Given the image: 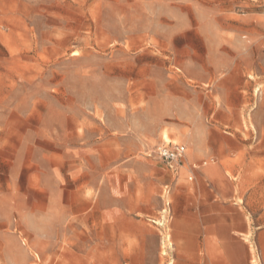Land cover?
I'll use <instances>...</instances> for the list:
<instances>
[{"label": "rangeland", "instance_id": "rangeland-1", "mask_svg": "<svg viewBox=\"0 0 264 264\" xmlns=\"http://www.w3.org/2000/svg\"><path fill=\"white\" fill-rule=\"evenodd\" d=\"M252 190L264 0H0V264H259Z\"/></svg>", "mask_w": 264, "mask_h": 264}, {"label": "crops", "instance_id": "crops-1", "mask_svg": "<svg viewBox=\"0 0 264 264\" xmlns=\"http://www.w3.org/2000/svg\"><path fill=\"white\" fill-rule=\"evenodd\" d=\"M248 199H251V209L247 211L246 217L243 218L244 228L249 235L257 237V242H254L255 246H258L260 250V255L257 259L253 260L259 264H264V191L258 192L252 190L248 194ZM255 209L259 210V213L255 214ZM181 231H184L185 239L182 240L181 244L178 245L177 255L172 257V264H202L206 262L207 257L201 255V242L198 236L194 232L199 228L194 220L189 223V220L181 219ZM234 232V233H233ZM236 233V234H235ZM230 234L235 235H246L241 230L235 229V231H230ZM243 241V238H240ZM204 245V244H203ZM225 261L234 264L237 262V257L229 255L226 256ZM252 261V262H253ZM253 262V263H254Z\"/></svg>", "mask_w": 264, "mask_h": 264}, {"label": "built area", "instance_id": "built-area-1", "mask_svg": "<svg viewBox=\"0 0 264 264\" xmlns=\"http://www.w3.org/2000/svg\"><path fill=\"white\" fill-rule=\"evenodd\" d=\"M157 155L168 165L173 166L183 160L185 156V147L181 145H172L171 148L160 146L157 149Z\"/></svg>", "mask_w": 264, "mask_h": 264}, {"label": "bare ground", "instance_id": "bare-ground-1", "mask_svg": "<svg viewBox=\"0 0 264 264\" xmlns=\"http://www.w3.org/2000/svg\"><path fill=\"white\" fill-rule=\"evenodd\" d=\"M164 139H165L166 141H168V140H169V138H168L167 136H164Z\"/></svg>", "mask_w": 264, "mask_h": 264}]
</instances>
